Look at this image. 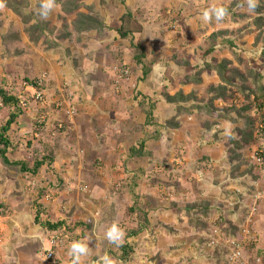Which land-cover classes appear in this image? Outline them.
Masks as SVG:
<instances>
[{
  "label": "rangeland",
  "instance_id": "374dc122",
  "mask_svg": "<svg viewBox=\"0 0 264 264\" xmlns=\"http://www.w3.org/2000/svg\"><path fill=\"white\" fill-rule=\"evenodd\" d=\"M20 1L25 2L26 13L32 11L39 21L49 22L45 35L53 43H31L20 19L2 1L0 89L18 99L21 110L6 133L11 143L8 158L32 166V150L46 145L54 161L36 177L6 169L0 161V264H45L48 252L55 264H66L78 237L91 240L88 232L65 231V237L63 232L43 231L33 222L36 213L41 223L65 219L72 228L79 217V222L92 224L94 240L86 256L90 264L100 259L107 264L106 253L113 255L123 244L130 253L121 257L124 262L115 259L110 264H264V186L248 184L255 192L252 196L242 195L234 184L221 190L215 187L223 175L264 172L253 159L264 141L258 139L243 148L240 158L231 162V139L244 121L231 124L192 112L174 120L180 124L178 130L164 128L176 111L164 95L197 91L201 100L206 99L204 91L219 84L211 65L226 60L228 68L242 73L251 68L264 75V61L253 62L264 44L257 41V15L248 9L247 0H124L123 5L120 0H82L80 12L91 8L113 26L129 11L124 30L132 32L135 45L144 46L145 61L129 42L124 47L120 39L112 43L114 35L109 32L102 39L92 33L77 34L72 25L75 16L62 15L59 7L42 20L37 14L41 0ZM219 7L230 9L223 20L216 21L214 15L210 22L202 19L205 10ZM61 34L69 37L62 39ZM49 44L56 46L49 48ZM135 54L151 65L142 81V66L136 65ZM198 69L202 84L183 85L185 75L193 76ZM115 76L125 83H117ZM25 77L42 79L41 103H35ZM140 101L145 112L152 110L149 125L137 106ZM236 102L240 107L245 103L241 97ZM255 107L247 112L249 116L264 114V106ZM15 111V105L4 107L0 102V128ZM111 121L114 125L108 128L116 139H124V145L108 138L104 125ZM131 126L135 132L130 135ZM154 132L160 137L146 142L150 156L131 158L126 148ZM219 166L226 171L223 177L213 171ZM40 192L43 198L36 200ZM210 203L208 213L201 214L199 210ZM189 204L191 209L186 211ZM108 222L120 235L115 231L111 239L105 235ZM140 228L137 237L127 234ZM233 239L242 248L238 258H231ZM119 251L115 252L120 257Z\"/></svg>",
  "mask_w": 264,
  "mask_h": 264
},
{
  "label": "trees",
  "instance_id": "16d2710c",
  "mask_svg": "<svg viewBox=\"0 0 264 264\" xmlns=\"http://www.w3.org/2000/svg\"><path fill=\"white\" fill-rule=\"evenodd\" d=\"M4 3V6L6 9H8L11 13L16 15L21 23L24 25V32L27 35L29 41L35 45L42 43H53L52 40H48V37L45 35L47 34V31L49 30V22H43L39 21L38 17H36L33 14H30L31 12H25L23 9V6L25 4L24 1L20 0H2ZM258 7L252 11L257 15V17L254 20V23L256 25V29L258 30L259 34L257 37V41L261 40L264 44V18L262 17V14L264 13V4L262 2H259ZM119 4H124V0H120ZM82 0H56V7H59L60 12L62 15L66 16H75L74 21L72 22L73 24V29L77 34H84V33H92L96 36L97 39H102V36L104 35L103 33L109 32L114 35V39L112 40V43H115L117 39L121 40L120 46L125 45V42H129L130 46H132V49H137L140 50L141 56L146 58V54L144 53V46H141V44L137 43L136 45L133 42L132 39V32H129V30H124L126 28V23L127 19L131 18V13L127 10L122 14L120 20H119V25L118 26H113L112 23H105L103 20V16L99 13L94 11L91 8H87V13L80 12L79 9L82 7ZM238 5H242V3H239ZM235 6V5H234ZM248 7V6H247ZM31 10V9H29ZM230 11V9H228ZM243 16V15H242ZM40 17V16H39ZM34 24H31L34 22ZM63 23V22H62ZM174 27V26H172ZM51 31V30H50ZM49 31V32H50ZM247 31H252V29H249ZM9 35V34H8ZM69 35L66 34H61L62 39H67ZM60 38V37H59ZM58 38V39H59ZM56 43V42H55ZM55 45L49 44V48H53ZM98 46V45H97ZM135 54L134 60L136 65L142 66V78L140 79L141 81L144 80V78L147 77L150 73V64H145L144 61L142 62V59L139 57L140 55ZM262 59L264 61V48L262 49V52L259 55V58L253 60V62L258 63V61ZM172 63V62H171ZM229 62L224 60L219 62L218 65H211V68L209 69L211 71H214L217 75V78L219 79V84L218 85H213L211 84L206 91H204L203 94H208V97L206 99L199 98L195 93L197 91H194L195 93H190V94H184L182 92L177 93L176 95L170 96L168 94L164 95L165 102L169 105H172L176 107V111L174 112L173 116L166 120L164 123V128H167L170 131H176L179 129V123L175 122L174 120L177 119V117L185 114V115H191L192 112L195 113H200L203 115H206L209 118L214 117L215 119L221 120L224 119L227 122L231 124H237L239 121H244V126L237 128V137H234L231 139L230 143V161L234 162L235 160L240 158L241 151L243 148H246L248 146L254 145L256 141L263 140L264 141V114L259 115V117L255 118L254 116L251 117L247 114L248 111L251 110L252 107H256L258 109H262L264 106V75H262L260 72L255 71L251 68H248L245 73L240 72L237 69H231L229 67ZM264 64H261V66ZM264 67V66H263ZM210 71V72H211ZM121 72V66L118 69V73ZM201 73L202 70L198 69L195 71V75L189 76L185 75V79L182 82L183 85H194V86H200L202 84V79H201ZM115 80L117 83H125L124 79H117V76H115ZM24 84L28 85L29 87H32L36 91H40L43 99H44V83L42 79H35L34 81L31 80L29 77H25L23 79ZM250 83V84H249ZM248 92V94H245ZM195 94V95H194ZM235 94H238L239 97L242 98V100L245 101L243 105L240 107L238 106L239 103L236 101L239 100L238 98H235ZM137 95H140V93H137ZM141 96V95H140ZM219 102L221 105H215L216 102ZM0 102L4 107L8 105H15L16 106V111L11 112L8 115V120L4 125L1 126L0 128V161L1 164L6 168V169H16V171L20 174H30L31 176H37L41 170V168L45 165L51 166L53 163V151L49 149L46 145L43 146L42 149H33V164L30 166L26 162L22 161H11L8 158V148L10 147L11 143L8 141L6 137V133L10 130L11 126L15 124L18 116H20L21 110L18 109V99H16L14 96H10L7 92L4 90L0 89ZM39 101H35V103H38ZM41 103V102H39ZM137 106L140 107L141 112H143V106L141 101L137 102ZM136 106L135 103H133ZM154 108V105L152 106ZM133 107H131V110ZM147 112V111H146ZM145 113L146 119V124L149 125L152 118H153V113L152 110ZM231 113H234L235 116H231ZM258 119H260V125H258ZM112 124L110 125H104V130L107 132V136L110 139V141H113L115 144H124V139L118 140L116 139L115 136H117L114 133V130L111 128H108L111 125L113 126V122L111 121ZM110 122V123H111ZM53 125L58 126L57 123H53ZM125 125V124H123ZM210 127H207L211 129V126L213 124H209ZM207 126V124H206ZM128 129V127H127ZM130 135L132 132H135L134 127H130ZM112 130V132H110ZM260 131L259 136L257 134L255 135V132ZM127 132V131H126ZM115 134V135H114ZM119 136H122V133H119ZM125 136V132L123 133V137ZM147 136V135H146ZM155 136L160 137V134H154L147 136V140H143L138 145H133L129 148V156L133 159H140L145 156H150L151 152L148 151L146 147V142H150L155 138ZM130 137V136H129ZM156 138V139H157ZM155 139V140H156ZM28 146H30V142L27 143ZM259 149L262 150V152L259 153V156H263L264 159V148L263 147H258ZM49 149V150H48ZM41 151V152H40ZM239 166L235 167L234 169L236 171H239ZM248 174L251 173V171L247 172ZM238 176H241L239 174ZM251 193V189H249L248 194ZM242 197V196H241ZM36 200L42 199L43 195L41 192L35 197ZM192 205H195L194 203ZM211 208V203L210 204H205L204 208H201L199 212L201 214H207L209 207ZM186 211L191 209V205L186 206ZM194 208V207H193ZM196 208V207H195ZM194 208V209H195ZM113 209H115V206L112 205L110 212L113 213ZM182 211V210H180ZM195 211V210H194ZM218 211V209H217ZM100 215H102V212H99ZM226 214V213H223ZM221 213V216H225ZM200 215V214H199ZM226 217V216H225ZM104 221H106L105 218H103ZM221 220V218L219 219ZM34 224H37L39 227H44V229L48 232H53V233H58V232H63L64 236L66 237L67 232H73L77 228H79V231H81L80 234L83 233V230L90 233V239L88 242H85V245H92V242L94 240V237L92 236V224L90 223H82V222H75L73 223V227H70L71 222L67 220H58L55 222H45L41 223L40 222V215L36 213L33 218ZM107 223V222H106ZM110 223V222H108ZM111 225L109 226V229H106L104 233L107 237H109V232L112 230V228L117 229V227L114 225L113 222L110 223ZM234 232L236 231L235 228H233ZM142 231V228L134 230V231H128L127 234L130 233V235L137 237ZM117 235H120L119 232L115 231ZM126 233V232H125ZM79 234V235H80ZM113 234V232H112ZM224 234V233H223ZM92 236V238H91ZM79 242H81V238L78 237ZM113 248V247H112ZM121 249V254L120 257L118 256V252ZM120 249L114 250L113 248V255L111 254V257L113 259H118L122 262V256L124 254L130 253L127 244H123V246L120 247ZM117 251V253L115 252ZM261 255V254H260ZM264 257V255L262 256ZM55 264L53 260V256H51V259L48 261L46 260L45 264ZM68 264H72L71 261L68 262Z\"/></svg>",
  "mask_w": 264,
  "mask_h": 264
},
{
  "label": "clouds",
  "instance_id": "9594fccd",
  "mask_svg": "<svg viewBox=\"0 0 264 264\" xmlns=\"http://www.w3.org/2000/svg\"><path fill=\"white\" fill-rule=\"evenodd\" d=\"M247 6L250 11H254L258 7V0H247ZM0 7H3L2 0H0ZM56 7V0H41L40 7L37 9V14L40 16L42 20H46L51 12ZM213 15L215 16L216 21L223 20L226 16L229 15L228 9L224 7L214 8L210 10H205L202 14V19L205 22H210L213 18ZM34 90V89H33ZM258 149V152H262L261 149L256 147ZM260 150V151H259ZM257 152V151H256ZM253 159L257 162L255 159V156L253 154ZM258 163L259 169L264 170V159L263 156H260V162ZM116 231L115 228H113L109 232V238L111 239L112 232ZM88 249L86 246L81 242H73L70 249V254L73 256V262L72 264H80V259L82 255H85L87 253Z\"/></svg>",
  "mask_w": 264,
  "mask_h": 264
},
{
  "label": "crops",
  "instance_id": "0c3cea01",
  "mask_svg": "<svg viewBox=\"0 0 264 264\" xmlns=\"http://www.w3.org/2000/svg\"><path fill=\"white\" fill-rule=\"evenodd\" d=\"M98 48V47H97ZM209 77V76H208ZM111 117V116H110ZM112 120V119H111ZM111 124H112V122H111ZM117 145H119L120 146V144H118V143H116ZM124 144H125V142H124ZM123 144V145H124ZM118 146V147H119ZM131 147V146H130ZM127 150H125V151H128L129 150V147H127L126 148ZM230 170V169H229ZM213 171H215V172H219V174L221 175V177H223L224 176V178H221L220 180V182L218 183V184H215V187H217V189L218 190H221V188H223L224 187V185H227L228 186V188H230L229 186H232L231 184H234L236 187H237V191L238 192H241L242 193V195L244 194V196L245 195H247V196H249V195H253V193H255L254 191H252L251 190V193L250 194H248L247 192H249V187L247 186L248 184L249 185H256V184H258V185H263L264 186V183H263V181L262 182H260L262 179H263V177H264V175H263V173L264 172H262V171H258L256 174H253V175H250V176H247V175H249V174H247V175H245V176H238V174L236 175H233L232 176V174L230 173V175H228V176H225V175H223L222 176V172H226V171H223V169H221V166H219V168H217V170L216 169H213ZM213 183H216L215 181H213ZM223 185V186H222ZM237 200H238V197H237ZM239 201V200H238ZM215 205V204H214ZM213 205L211 204V207H212ZM76 221L77 222H79V217L76 219ZM78 233V234H77ZM83 233L85 234L86 233V231H84L83 230ZM76 234L77 235H79V230L78 229H76ZM86 235H88V237L90 238V233H86ZM87 241V238H84L83 240L81 239V243H83L84 245H85V242ZM78 242H79V239H78ZM86 246V248L88 249V251H89V248H88V245H85ZM146 247V244L144 245V248ZM147 248H148V245H147ZM16 251V250H15ZM88 251H87V253L85 254V255H82L81 256V259H80V264H90L89 263V261H87V255H88ZM70 258H69V260L67 261V263L66 264H68V262L69 261H71V260H73V256L70 254V256H69ZM105 259H108V263L107 264H110L111 262H115V259H113L111 256H109L107 253H106V257H105ZM94 260V259H93ZM86 261V262H85ZM101 259L100 260H97V261H93V264H94V262L96 263V264H101ZM4 264V263H3ZM33 264H36V263H33Z\"/></svg>",
  "mask_w": 264,
  "mask_h": 264
},
{
  "label": "built area",
  "instance_id": "2783aa9c",
  "mask_svg": "<svg viewBox=\"0 0 264 264\" xmlns=\"http://www.w3.org/2000/svg\"><path fill=\"white\" fill-rule=\"evenodd\" d=\"M32 98L34 99V101H39V102L43 101V96H42L40 91L33 90ZM254 156H255V159L257 160V162H260V156H259L258 149H256L254 151ZM229 244H230L229 250H232L231 251V258H238L240 253H241V249H242L240 244H238L236 241H234V239ZM51 256H52V254L50 252H48L46 260L49 261L51 259Z\"/></svg>",
  "mask_w": 264,
  "mask_h": 264
}]
</instances>
